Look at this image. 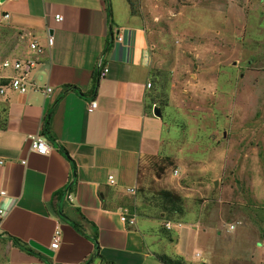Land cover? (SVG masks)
Instances as JSON below:
<instances>
[{"label": "crops", "instance_id": "obj_1", "mask_svg": "<svg viewBox=\"0 0 264 264\" xmlns=\"http://www.w3.org/2000/svg\"><path fill=\"white\" fill-rule=\"evenodd\" d=\"M137 1L138 14L127 0H0V23L21 33L10 59L36 61L27 75L34 86L0 94V264H164L160 254L180 256L173 236L159 232L164 220L127 191L143 160L162 152L166 128L148 108L154 21L145 20L149 0ZM92 100L98 106L88 111ZM34 133L47 140L46 155L30 149ZM130 205L142 210L134 225L121 219ZM55 230L53 257L29 245L50 248Z\"/></svg>", "mask_w": 264, "mask_h": 264}, {"label": "rangeland", "instance_id": "obj_2", "mask_svg": "<svg viewBox=\"0 0 264 264\" xmlns=\"http://www.w3.org/2000/svg\"><path fill=\"white\" fill-rule=\"evenodd\" d=\"M147 12L168 105L140 182L184 197L171 235L187 264H262L264 0H149ZM19 43L1 24L0 60Z\"/></svg>", "mask_w": 264, "mask_h": 264}, {"label": "trees", "instance_id": "obj_3", "mask_svg": "<svg viewBox=\"0 0 264 264\" xmlns=\"http://www.w3.org/2000/svg\"><path fill=\"white\" fill-rule=\"evenodd\" d=\"M132 14H138L139 3L137 0H127ZM1 25V23H0ZM12 30V29H11ZM18 36L21 35L20 32H16ZM165 73L162 70L155 69L152 76V89L153 92L150 94L148 108L152 110L154 105H157L163 116L164 109L168 105V93H167V81L168 79L164 75ZM7 81L2 80L1 83L5 84ZM5 109L0 106V128L5 127ZM161 155H153L149 158H157ZM141 168V166H140ZM140 168L138 169V182L136 186V196L140 201V206L144 209L154 211L156 213V218L159 220H171L175 221L179 215L184 213V197L178 193H175L169 189L161 188L157 190H150L145 185H142L140 182ZM104 208H108L105 203H103ZM126 216L130 217L134 212L136 214H141L142 210L134 209L131 205L126 208ZM89 222V221H88ZM93 226L95 224L91 222ZM159 232L166 235L168 238H171V230L165 229L163 226H160ZM98 232L94 231V237L97 238ZM164 264H184V260L180 256H169L166 254H160L158 256ZM264 264V263H262Z\"/></svg>", "mask_w": 264, "mask_h": 264}, {"label": "built area", "instance_id": "obj_4", "mask_svg": "<svg viewBox=\"0 0 264 264\" xmlns=\"http://www.w3.org/2000/svg\"><path fill=\"white\" fill-rule=\"evenodd\" d=\"M7 16L8 15L6 14L5 17ZM55 19L61 20L62 16L60 14H57L55 15ZM52 40H53V37L49 36L48 42L52 43ZM30 47L35 50H40L35 41H32L30 43ZM35 65H36V61L32 58H25V59L4 58L2 59V61L0 62V70L1 69H12L14 71V74L12 76H5V75H2L0 71V94H3L4 91L8 88L23 93L29 87L34 86L28 81L27 75L35 67ZM106 71H107L106 67L102 68L101 75H103ZM2 80H6L7 82L5 84H2L1 83ZM146 86L149 88L151 86V82L148 81ZM44 91L46 93H50L52 91V87L47 86L44 88ZM97 106H98L97 101L92 100L88 103L87 110L93 111L97 108ZM27 138L30 144V149L32 151L38 154H41V155H46L49 152L50 146L42 134L40 133L29 134ZM0 163H2V160H0ZM174 172L176 173V170ZM108 178H109L110 183L114 182L112 175H110ZM127 191L130 194H135L136 187H128ZM0 193L4 194V191H1ZM3 218H4V211L3 209L0 208V234H1V225H2ZM135 218H136L135 212L131 214L130 217H127L126 213L122 214L121 216V219L130 225L135 224ZM178 224L180 226V223ZM162 226L165 229L171 230L173 229L174 226H176V224L174 223V221L164 220L162 223ZM230 227L232 228L233 225H230ZM59 242H60V233L58 230H55L52 236L51 243H50V248L52 250L57 249V247L59 246Z\"/></svg>", "mask_w": 264, "mask_h": 264}, {"label": "water", "instance_id": "obj_5", "mask_svg": "<svg viewBox=\"0 0 264 264\" xmlns=\"http://www.w3.org/2000/svg\"><path fill=\"white\" fill-rule=\"evenodd\" d=\"M152 113L154 116L161 118L162 117V112L160 110V108L157 105H154L152 108ZM29 245L34 248L35 250H37L38 252H40L42 254V256L45 257H53L54 255V250L50 249L49 247L45 246V245H41L39 243H37L36 241H29Z\"/></svg>", "mask_w": 264, "mask_h": 264}]
</instances>
